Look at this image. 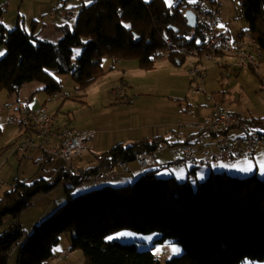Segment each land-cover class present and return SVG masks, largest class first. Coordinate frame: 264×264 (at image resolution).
<instances>
[{
	"label": "trees",
	"instance_id": "16d2710c",
	"mask_svg": "<svg viewBox=\"0 0 264 264\" xmlns=\"http://www.w3.org/2000/svg\"><path fill=\"white\" fill-rule=\"evenodd\" d=\"M90 1L81 6L71 30H60L62 37L56 44L40 41L20 27L7 31L0 22V45L6 49L0 58V92L17 97L24 86L36 83L51 95L61 90L62 76H69L75 91L82 92L108 72L104 68L108 58H134L141 68L148 69L152 64L149 54L162 47L160 34L164 30L181 47L196 46L195 39H200L199 28L190 30L180 12L165 9L159 0ZM241 7L247 31L264 52V0H242ZM78 47L81 53L73 60V50ZM250 126L264 132L261 120L250 121ZM166 143L163 137H155L116 145L101 155L96 169L87 170L98 172L119 162H133L136 154L155 152ZM152 175L153 171H145L132 184L114 189L105 186L73 197L72 192L82 182L69 173L63 177L69 181L63 188L66 203L24 237L17 224L19 215L57 184H51V179L30 183L15 179L0 197V226L7 217L14 221L0 233V264H8L20 240L16 264H45L60 236L71 229L70 249L80 250L86 264L264 262V178L210 173L204 181L192 184L189 177L178 182L174 176L154 179ZM146 182L150 194L138 188L129 201L110 196L112 191L125 192ZM76 212L81 215L76 217ZM117 232L157 233V243L179 245L183 257L161 263L151 249L140 250L134 243L113 240Z\"/></svg>",
	"mask_w": 264,
	"mask_h": 264
},
{
	"label": "rangeland",
	"instance_id": "374dc122",
	"mask_svg": "<svg viewBox=\"0 0 264 264\" xmlns=\"http://www.w3.org/2000/svg\"><path fill=\"white\" fill-rule=\"evenodd\" d=\"M145 1V0H144ZM166 5L168 8H170V11L173 12V9L175 8L176 11L179 13L178 9L179 6L176 5V0H165ZM213 5L218 8L220 17H221V23L225 26L227 25H232L235 27L236 31L241 30L244 31L246 27V22L242 17V7L241 3L242 0H212ZM90 0H83V3H80L81 6H86L90 3ZM178 4V2H177ZM264 8V7H263ZM181 15V14H180ZM183 15V14H182ZM181 15V16H182ZM185 16V15H183ZM182 16V17H183ZM184 18V17H183ZM240 31V32H241ZM235 33V30L231 31V34L233 35ZM242 33V32H241ZM169 36L172 38V36L169 34ZM182 37V33L178 34V38ZM238 38V36L236 37ZM235 38V39H236ZM5 49V48H4ZM6 53V50H5ZM4 53V54H5ZM81 53V48H75L73 50V60H75ZM4 56V55H3ZM181 58H185L186 60L183 61L181 65H178L176 69L179 71H183L188 78L189 81V91L191 87L190 83V78L187 74V69L191 65L190 63V58L185 57V56H179ZM110 64L113 63L112 58H108ZM121 59V58H119ZM190 64V65H189ZM162 64L160 63H155L152 62L150 67L148 69L142 68L143 70H150V72H146L147 74L146 77L149 78V81L151 82L152 86H147V88L153 92H158L156 88H160L163 84H170L173 87H177L178 85V78L173 77L176 74H170L167 73L168 71H160L156 70L158 69ZM263 69H264V53H263ZM211 67H214L215 69L212 70V74L205 76L206 79H208L212 84L210 87H208V91L203 89L202 96L207 97L206 100L203 101V103L194 105V103L191 104L193 114L192 116H197L199 115V109H207L208 107L213 106V102L215 101H220L219 97L222 96V92L226 90L228 87V93L226 94L228 97V101L225 104L226 106L223 107V110L226 112H233L240 116L242 119L246 118L247 120H261L264 122V84L260 81V79L256 76V74L247 68L240 67L238 65L235 66L233 71L232 69H227L225 70L224 66H221V64H211ZM111 73V72H110ZM55 76L59 77L57 74ZM123 77L121 73H118V70L112 74H109L106 79H108V90L106 91V99L107 101L105 103H102L98 105L95 109L98 110L93 115L99 114V116H104V118L107 120V124L105 123V129L111 130V129H117L121 128L122 126H131L130 124H120L122 120L126 118V115L124 114H119V106L126 105L123 101L119 99L115 94L112 93L111 87L113 84L121 85L123 84L120 82V79ZM62 87L59 92L62 93H69L73 95L74 91L72 90L74 87V84L72 83L71 79L69 76H62ZM181 81V78H180ZM107 83L103 85V88L107 87ZM136 83L141 86H146L147 83H142V80H136ZM39 84L32 83L24 87L21 91V95L26 93L28 89L38 87ZM205 84L201 85V87H204ZM41 86V85H39ZM202 87V88H203ZM124 92H125V87ZM72 90V91H71ZM104 90V89H102ZM214 92V93H209V92ZM191 92V91H190ZM206 92V94H205ZM227 92V90L225 91ZM3 95H7L5 92H0ZM45 93V92H44ZM198 99L200 97L198 95L194 96ZM0 103H3V105L0 104V151H3L0 153V159L2 160V163L4 166H10L16 171H17V176L20 180H28V183L37 180V179H50L54 176V170L57 168H52L51 164L48 162H44L41 159H36L32 157V152L26 151L23 153H16L14 155H11L7 161H4L6 156L8 155L7 152L5 151L7 148L12 147L13 145L18 143L19 140V134L20 131L23 129L25 130V126L21 130L18 125L14 123H10L7 119L8 112L6 108L1 107L6 104L5 100H2V97L0 96ZM59 99L58 101L63 105L62 109H59L58 111H53V114H56L57 123H61L67 126V128H77L80 129L82 128L83 125L88 123V118L86 117L88 115V112L90 111L89 107L81 106L80 104L86 103L84 101V97L82 98H77V99H72L67 98V99ZM147 101V106L146 107H151L154 108L156 106V110L153 113L154 119L156 121L160 120V115L159 112H162L163 115L168 118L169 114L172 111H169L168 113L165 114L164 111V106L161 105V102H158L154 99H149ZM192 102V101H191ZM190 102V103H191ZM173 105L174 102H171ZM181 104H186L181 103ZM221 110H222V103L219 102ZM194 106V107H193ZM125 107V106H124ZM127 107V106H126ZM119 109V110H118ZM126 110V108H124ZM123 110V111H124ZM253 131L255 132H260V127L252 128ZM168 136H171V133H169ZM38 151V150H37ZM39 152V151H38ZM161 152H164L163 154H160ZM28 153V154H26ZM40 153V152H39ZM87 155V154H84ZM83 155V156H84ZM154 156L157 159L156 161L158 163H163L162 166L164 168L158 169L155 168L153 170V177L154 179H162V178H168L170 176H175L176 180L179 182L186 180V176H180L177 174V171H185L188 170L190 171L191 165L187 164L186 167H179L176 164L174 166V169H170L168 167V163H171L173 161V157L170 154L169 155V150L168 148L163 145L161 146L157 151L154 152ZM161 156L163 160H159L158 157ZM88 158H92V153L88 154ZM79 159V158H78ZM252 159V155H247L243 156L242 158L239 159H232V158H224V160H218V163H223V165H226L227 167H230L231 170H233L234 175H231L232 177L236 178H246L250 176H256L254 175L256 172V167L253 166V171H252V166H248L245 161ZM46 161V160H45ZM55 161H58V165H64L65 163L61 160L55 159ZM78 161V160H77ZM226 161V162H224ZM214 161L211 163V167ZM131 167L136 166L133 162H129ZM160 165V164H158ZM201 167V166H199ZM197 167V173L202 174L204 170H202L205 167L199 168ZM251 168V171H240L239 169L241 168ZM258 176L257 178L263 179L264 175H262V167L259 165L258 167ZM206 169V168H205ZM207 171H209L207 169ZM213 172H215V169H213ZM143 171H141L139 174L136 175L135 179L130 177V173L127 174H121L116 177L112 178H107L105 180L93 183V182H82L77 187L74 189L72 192V196L76 197L80 194L87 193L89 191L99 189L102 187H111V188H118L121 186H126L129 184H132L139 180V178L143 175ZM230 175V174H229ZM189 179L191 180V183L194 184L195 182H201L204 181V179H199L195 178L193 174L189 172L188 174ZM152 180V179H151ZM153 181V180H152ZM121 182V183H120ZM125 185H120L124 184ZM139 186L130 188L128 190H125V192H115L112 191L110 192V196H114L115 198H118V201H129L134 194V191L138 188H145L148 194H150L151 189L149 184L146 182L144 185L142 183H138ZM149 187V188H148ZM8 187H5V189H0V197L4 193L5 190H7ZM66 196L64 193V190L62 188H55L49 193L45 195H40L36 197L32 201V205L27 208L25 211H23L18 219H17V224L19 225L20 231L23 234V237L27 234H29L33 227L38 224L40 221L43 219L47 218L50 216L52 213L56 212L58 208H60L62 205L66 203ZM59 214L57 213V216ZM76 217H79L81 215L80 212H76ZM42 216L41 219H39ZM60 216V215H59ZM39 219V220H38ZM11 221L10 217H7L3 224L0 226V233H2L6 227L7 223ZM71 230L65 231L59 239L58 245L54 247L53 249V255H60L62 253H67L68 254V259H64L62 261H56L53 260L52 258L49 259L45 264H86L83 254L80 250H71L70 249V239H71ZM126 233V232H121ZM120 233L117 232L112 238L113 240L120 241L122 243H134L137 245L138 249L140 250H149L151 249L152 253L154 256L161 262L164 263L167 260H170L171 258L174 257H183V249L172 242H164L162 244L157 243L156 240L159 239V234L153 233L149 235H141V234H134V233H127V235H121ZM21 241L20 240L16 246L13 249V252L11 256L8 259V264H16V256L18 253V250L21 246ZM172 248H179L180 251L179 253H173ZM157 250L159 252L157 253ZM242 264H264V262H251V261H245Z\"/></svg>",
	"mask_w": 264,
	"mask_h": 264
},
{
	"label": "crops",
	"instance_id": "0c3cea01",
	"mask_svg": "<svg viewBox=\"0 0 264 264\" xmlns=\"http://www.w3.org/2000/svg\"><path fill=\"white\" fill-rule=\"evenodd\" d=\"M152 1L153 0H145V1L142 0L143 3H150ZM159 2L163 5L165 9L168 8L165 0H159ZM59 3H64L62 10L58 14H56L53 19H50L49 14L51 10L56 4ZM80 3H83V0H80V2L78 3H75L73 0H0V22L7 31H10L16 27H20L26 33L34 34L40 41L56 44L62 37L60 31L62 28H67L71 30L74 27L76 18L80 11V8L78 7L82 5ZM244 29H245L244 31H247L248 25H246ZM190 30H195V29L190 28ZM219 30L221 32L227 33L232 39H235L237 36L241 34V32H244L241 30H240L241 32L239 30L236 31L235 27L232 25H227L224 27L222 23H220ZM232 30H235V33L233 35L231 34ZM191 32L192 31H189V33ZM200 43L201 40L199 39L198 36L195 39V44L200 45ZM4 48L5 47L3 45H0V53H2V55H0V58L5 53L6 49ZM189 58L191 65L202 66L206 69L205 76L208 77V75H211L213 73L212 70H214L215 68L211 67V64L214 63L206 62L202 60L200 57L193 58L190 56ZM184 60L186 59L181 58L179 56L177 57V55L174 54L170 56L169 59L166 61L157 62L162 65L156 70L168 71L167 73L176 74L173 77L178 78L179 80L178 84L180 85H178L177 87H173L170 84L167 85L163 84L160 88H156L158 92H153L147 88V86H152V84H150L151 82L149 81V78H147L145 75L147 74L146 72H150L151 69L143 70L139 66L138 61L135 60L134 58L119 59L117 57H114L112 59L113 63L111 64L109 62V59H106L104 61V68L108 70V72L104 76L100 77L95 82H93L86 90L82 92L81 91L78 92V96L80 98L84 97V101L86 102L80 105L89 107L90 111L86 116L88 118V123L86 122V124L83 125L82 128L80 129H77L75 127L74 128L79 131L93 130L95 131V137L87 145L88 146L87 147L88 152L86 153L87 155H84L79 159L78 158L74 159L71 163V166L75 169L94 170L99 166V162L96 161V157L101 156L103 153L107 152L112 147L119 144L122 146H128L133 143L140 142L143 139H152L155 137H161V138L163 137L164 139L167 140L165 146L168 148L170 155L171 149L178 145L176 139L178 138L179 134L185 137H190L194 135L196 133L195 130L188 128L177 129V126L180 124H197L201 122L204 117L209 116L211 114L212 108L208 107L207 109H199L200 112L199 115L192 116L193 110L191 104L192 103H194V105L201 104L203 103L204 100H206L207 97L202 96V94H192L189 91L188 78L186 77L183 71H179L178 69H176V67L178 65H181ZM222 60L223 63L221 64V66H224L225 70L232 69L233 71H235L234 68L236 66V63L233 58L223 57ZM117 70L118 73H121L123 75V77L120 79V82L123 84V87H125V92H124L125 99L123 102L126 104L119 106L120 110L118 109L119 114L126 115V118L122 120L120 124L126 123V124H130L131 126H125V127L122 126L121 128L107 130L105 129L104 126L105 123L107 124V120L104 118V116H99L98 113L97 115L94 116L93 113L98 111L95 109L98 105L105 103L107 101L106 91L108 90L107 82L109 81L106 78L107 76H109V74H112ZM206 78H204V82H203V84L205 85L204 87L202 86L203 87L202 89H204L205 91L212 84ZM136 80H142V83H147V84L146 86L138 85L136 83ZM106 83H107V87L103 88V85H105ZM41 87L42 86L38 85V87L28 89L26 93H24L23 95H21V91H22L21 90L20 94L17 97L15 96L10 97L8 95H3L2 93H0L2 100H5L6 102V104L1 107L6 108V106L13 104L15 101L27 103L31 109L44 106L46 110L52 116H54V124L52 127L53 132H57L67 128L66 125L57 123L56 122L57 116L56 114H53V111L56 110L58 111L59 109H62L63 105L58 100H50L49 98L50 95L44 93L41 90ZM72 90L75 92V86L73 87ZM226 90L227 92H225ZM226 90H224L221 94L222 96L219 97V99L221 98L220 102L222 103V110L223 107L226 106L225 104L228 101V97L226 95L229 91L228 87L226 88ZM209 93H214V92L211 91ZM193 95L194 96L198 95L200 99L193 97ZM72 99H77V98L72 97ZM128 99H131L133 101L132 105H129L127 103ZM149 99H154L158 102H161V105L164 106L165 114L168 113L169 111H172L169 114L168 118L162 116L163 113L159 112L160 120L156 121L152 113L156 110V106L154 108L146 107L148 104L146 100ZM171 102H174V104L172 105ZM184 102L186 103L185 105L181 104ZM0 104L3 105V103ZM124 108H126V110H124ZM223 111L225 113H233L228 111L226 112L225 110ZM250 127L251 129L253 128L252 126ZM19 128L21 130L23 127L19 126ZM169 133H171V136H168ZM259 134H264V132ZM239 135L240 133L237 129H231L224 135L204 136L203 143L213 144L222 137L233 138V137H238ZM34 136H35L34 130H31V128L29 127H25V130L23 129L22 131H20L18 142H21L27 138L34 139ZM56 143L57 141H55L54 139L51 140L50 148H54L56 146ZM31 152H32L31 153L32 157H34L35 159L36 157H38V159L40 158V153L38 151H31ZM89 153H92V158H88ZM163 153L164 152H161L160 154ZM7 154L8 155L6 156L4 161H7V159L11 157V156L9 157V150L7 151ZM152 156L156 164H160V165L163 164V163H158L156 161L157 159L154 156V152H152ZM55 159L58 158L49 157L46 159V161L43 160L45 163L46 162L52 163L51 167L53 169L57 167L54 170V176L50 178L51 180H53L56 177L57 173L60 171V169L64 168L65 166V164L58 165L57 164L58 161H55V163H53ZM158 159L163 160L161 156H159ZM220 159L224 160V158L212 160L210 162V169H208L209 171L203 168L202 170H204V172L202 174L197 173V167L199 166L192 163H190L191 165L190 171L188 170L177 171L176 173L182 177L186 176L185 178H187L189 172H191V174H193L195 178L197 177L199 179L206 178L210 173H225L228 175L229 174L234 175V172L233 170H231L230 167L223 165V163H218V160ZM213 161L214 163L212 164L211 167V163ZM173 162L174 159L171 163L168 164H173ZM245 162L248 166L249 165L252 166V171H253V166L256 167V172L254 174L256 175V177L258 176L259 165H261L263 169L262 172H264V144L260 145L255 149V151L252 153V159H249ZM186 166H179V167H186ZM129 168L131 170V173L129 175L134 180L136 175L139 174L141 171L138 170L136 166L131 167V165H129ZM171 169H174V167H172ZM213 169H215V172H213ZM17 175L18 174L16 169L14 170L10 166V164L9 166H4L2 160L0 159V189L3 190L5 189V187H8L7 190H9L10 185L13 183V181L15 179H19ZM120 185H125V183ZM7 190H5L4 192H6ZM39 217H40L39 219H41L42 216ZM13 223L14 221L11 219V221L7 223L6 229L11 227Z\"/></svg>",
	"mask_w": 264,
	"mask_h": 264
},
{
	"label": "built area",
	"instance_id": "2783aa9c",
	"mask_svg": "<svg viewBox=\"0 0 264 264\" xmlns=\"http://www.w3.org/2000/svg\"><path fill=\"white\" fill-rule=\"evenodd\" d=\"M75 3L80 0H73ZM179 12L183 15L190 12L196 18L199 28L200 45L192 47L178 46L164 30L160 34L162 47L156 48L149 54V60L160 58V62L166 61L172 54L177 56L193 55L194 58H201L203 54H212L217 52L229 51L234 54L236 65L252 70L256 76L264 78V74H260V64H255L256 52L249 49V40L247 33L244 31V37L241 43H234V39L219 30L221 23L220 13L217 7L208 9V2L212 0H177ZM64 3L56 4L49 14V18L53 19L58 14ZM213 63V62H210ZM223 63V62H222ZM221 63V64H222ZM190 78V91L192 94H202L206 69L202 66L193 65L187 69ZM113 94L119 99L124 100V88L121 85H113L111 88ZM78 91L73 95L69 93L55 92L50 95V100L67 99L77 97ZM220 101L213 102L211 114L202 119L197 124H180L177 129H192L196 133L190 137L178 135L177 146L171 149V155L174 159L173 164H168L171 169L176 164L178 166H186L188 162L203 164V167L210 166V162L219 158L239 159L243 156L252 155L257 147L264 144V134L252 131L250 120L242 119L233 113H225L221 110ZM129 105L133 104L131 99L127 100ZM8 112V121L18 126H25L34 130V139L27 138L13 145V152L9 156L16 153L26 151H39L41 160L49 157L58 158L65 163L64 168L60 169L56 177L51 180V184L64 188L69 185L68 180L63 177L71 173L81 182H99L107 178L119 176L121 174L131 173L129 162H119L102 171L91 172L83 169H75L71 166L74 159L81 158L88 152V143L95 137V131L85 130L79 131L75 128H65L63 130L53 132L54 116H52L44 106L31 109L27 103L15 101L13 104L6 106ZM231 129H237L240 133L238 137L225 138L222 137L213 144L203 143L204 136L224 135ZM57 141L54 148H50L51 140ZM101 156L96 157V161H100ZM134 164L140 171H150L155 168L162 169L164 166L154 162L152 153L143 151L136 154ZM53 260L62 261L68 259V254L53 255Z\"/></svg>",
	"mask_w": 264,
	"mask_h": 264
},
{
	"label": "bare ground",
	"instance_id": "6f19581e",
	"mask_svg": "<svg viewBox=\"0 0 264 264\" xmlns=\"http://www.w3.org/2000/svg\"><path fill=\"white\" fill-rule=\"evenodd\" d=\"M208 9H215L213 2H208ZM246 33H247V38L249 40V49L253 50V52H256L257 54V56H255V64H260V74H264V69L262 66L263 65V51L260 49L258 44L253 39L252 34L248 31H246ZM243 37H244V32H242L238 36V38L234 39V43H241V39ZM190 56L193 57V55H186L185 57H190ZM223 57H230L234 59V54H231L229 51L217 52L214 54V56L212 54H203L204 61L213 62L216 64H221L223 62L222 60ZM150 61L160 62V58H153ZM260 81L264 84V78H260ZM11 152H13V146L9 148V154H11ZM190 163L203 167V164H200V163L188 162V164ZM206 169H210V166L206 167Z\"/></svg>",
	"mask_w": 264,
	"mask_h": 264
},
{
	"label": "water",
	"instance_id": "95a60500",
	"mask_svg": "<svg viewBox=\"0 0 264 264\" xmlns=\"http://www.w3.org/2000/svg\"><path fill=\"white\" fill-rule=\"evenodd\" d=\"M184 20H185V24H186L187 27L193 28V29H197L198 28V25H197V22H196V18L190 12H186V14L184 16ZM167 30L175 31L171 27H167Z\"/></svg>",
	"mask_w": 264,
	"mask_h": 264
},
{
	"label": "snow or ice",
	"instance_id": "6c2138e0",
	"mask_svg": "<svg viewBox=\"0 0 264 264\" xmlns=\"http://www.w3.org/2000/svg\"><path fill=\"white\" fill-rule=\"evenodd\" d=\"M169 3H170V0H169ZM0 55H2V53H0ZM240 171H244V172H247V171H251V168H241L239 169ZM262 174H264V172H262ZM121 235H127L126 233H122ZM180 249L179 248H172V252L173 253H179ZM159 252V250H157V253Z\"/></svg>",
	"mask_w": 264,
	"mask_h": 264
}]
</instances>
